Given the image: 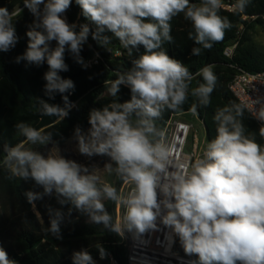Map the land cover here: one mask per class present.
<instances>
[{
    "label": "clouds",
    "instance_id": "clouds-1",
    "mask_svg": "<svg viewBox=\"0 0 264 264\" xmlns=\"http://www.w3.org/2000/svg\"><path fill=\"white\" fill-rule=\"evenodd\" d=\"M82 15L97 25L115 34L125 48L143 45L146 54L135 61V67L126 75H118L110 92L115 96L118 86L127 83L133 93L132 101L123 105L113 104L111 109L93 111L90 115L91 142L80 137L79 150L82 154H107L118 165V172L134 183L135 187L123 202L127 205L124 217L129 230L143 234L156 229L161 202L157 187L159 173H164L172 155V149L163 143H153L150 134H156L151 118H157L164 106L175 109L186 99L188 83L192 79L189 70L179 61L170 58L158 49L163 40L171 41L170 21L184 13L195 30V43L205 49L212 42L223 39L225 29L231 25L218 12L222 0H203L197 6L189 0H76ZM43 4L42 22L31 30L26 59L36 64L45 59L49 66L46 73L48 93L58 90L64 93L74 87L71 80L61 79L57 73L66 70L65 46L79 53L87 38L89 28L82 26L77 33L75 25H69L61 17L72 4V0H24V6L36 17H41L39 5ZM237 8L243 10V0ZM7 7H0V50L8 51L17 41L12 18ZM151 18L155 23H146ZM189 38L193 39L192 34ZM55 40L57 47L50 50L48 42ZM193 55L200 48H193ZM205 84L193 94L203 97L207 103L213 91L216 76L212 66L200 70ZM67 103V97H64ZM46 115H66L57 106L44 104ZM139 108L148 119H141L137 126L129 122V115ZM264 120V109L259 112ZM215 120L219 122L218 135L207 145L203 159H197L190 170L182 168L170 174L169 182L163 185L167 210L162 223L179 236L187 254H198L201 264H264V149L255 140L243 135L242 126L230 114V109L219 111ZM231 125V128L229 127ZM27 141L41 144L50 136L23 123L18 124ZM264 136V128L261 129ZM6 163L14 174L27 178L29 175L45 192L55 190L72 199L83 211L104 212L100 191L95 185V176L81 175V167L74 161L59 156L47 158L35 151L24 150L23 144L8 149ZM84 171H87L84 169ZM168 175V174H166ZM104 193L117 200L115 188L106 185ZM174 197V200L171 199ZM36 195L28 193L31 202ZM59 216V213H57ZM96 222L107 225L110 217L93 214ZM58 231L57 221L51 224ZM117 231L119 229H116ZM76 264H90L86 252L77 253ZM0 264H13L7 253L0 249Z\"/></svg>",
    "mask_w": 264,
    "mask_h": 264
},
{
    "label": "trees",
    "instance_id": "trees-1",
    "mask_svg": "<svg viewBox=\"0 0 264 264\" xmlns=\"http://www.w3.org/2000/svg\"><path fill=\"white\" fill-rule=\"evenodd\" d=\"M48 0H45L47 3ZM190 4L199 6L203 0H189ZM243 10L235 12L220 9L218 14L230 23L225 29L224 37L219 42H212L210 49L196 44L195 30L184 13H179L170 21L171 41L163 40L158 49L170 58L188 68L192 77L186 90V99L175 109L164 106L157 118H151L156 131L165 129L167 122L175 114L196 112L205 126L207 145L218 135L219 122L216 114L230 109V114L242 126L243 135L264 149V136L261 127L245 110L239 100L229 89L236 69L240 67L248 72H264V53L252 43L249 31L256 24H264V0H243ZM223 4L237 5L238 0H222ZM0 7H7L9 13L17 12L12 18L17 41L8 51L0 50V249H3L13 264H76L77 253L86 252L91 257L90 264L100 255L107 259L113 257L119 264H126V250L121 243L115 227L117 200L107 198L101 203L104 212L83 211L78 209L71 198L58 193L55 188L45 192L43 185L38 184L29 175L27 178L14 174L12 167L6 163L8 149L23 144L24 150L40 154L46 143H61L91 130L89 123L93 111L111 109V105H123L132 101L131 86L121 83L115 96L110 92L118 75H126L135 67V61L146 54L143 45L125 48L119 38L108 29L102 32L97 25L82 15V9L72 0L65 11L69 25H75L79 33L87 25L89 32L82 42L79 53H73L65 46L63 54L66 70L57 75L64 80H71L74 87L60 93L58 90L48 93L46 90V73L50 70L45 59L36 64L26 59L31 30L42 22L44 5H39L41 17H36L24 6V0H0ZM146 23H155L148 18ZM243 27L240 43L233 59L224 55L225 48L236 38ZM192 34L193 39L189 38ZM50 50L57 47L55 40L49 41ZM193 48H200L199 55H193ZM92 61V62H91ZM91 62V65H88ZM212 66L216 76L213 91L204 103L203 97L194 95L195 89L205 84L200 70ZM67 97V103L64 100ZM44 104L63 109L66 115H46ZM129 122L137 126L141 119H148L139 108L129 115ZM25 124L50 136L41 144H33L22 135L18 124ZM231 128V125H229ZM64 159L73 161L70 154ZM112 162L114 174L109 179L119 198L120 189L126 180L118 172V165L106 154L105 163ZM36 195L31 202L28 193ZM59 213V216L57 215ZM107 214L110 219L96 222L93 214ZM57 221L58 231H52V221Z\"/></svg>",
    "mask_w": 264,
    "mask_h": 264
},
{
    "label": "built area",
    "instance_id": "built-area-1",
    "mask_svg": "<svg viewBox=\"0 0 264 264\" xmlns=\"http://www.w3.org/2000/svg\"><path fill=\"white\" fill-rule=\"evenodd\" d=\"M221 8L229 12L237 10L235 5L223 3ZM61 17L66 21L65 12L61 14ZM242 33L243 27L239 29L237 38L225 48L224 55L227 58L233 59L235 56ZM233 67L236 69V74L229 84V89L262 129L264 120L259 118V112L264 109V72L251 73L240 67ZM186 115L190 118H183ZM194 119L200 124V130L204 131L203 137ZM205 134L204 124L194 111L175 114L167 122L160 143L169 146L172 149V155L169 157L165 172L159 173L157 196L158 201L161 202V209L157 216L156 229H149L143 234L136 233L135 229L129 230L124 220L127 205L122 206L120 202L117 203L115 227L119 229L116 231L126 250V264H201L198 254L185 253L179 236L162 223V216L167 211L163 205L166 197L162 189L163 185L169 182L171 173L180 171L182 168L190 170L197 159L204 158V152L207 149ZM134 187L135 185L130 189L128 197ZM171 199L174 200V197ZM99 258L107 259L104 255H100ZM108 260L110 264L119 263L113 257ZM237 264L240 262L237 261Z\"/></svg>",
    "mask_w": 264,
    "mask_h": 264
},
{
    "label": "rangeland",
    "instance_id": "rangeland-1",
    "mask_svg": "<svg viewBox=\"0 0 264 264\" xmlns=\"http://www.w3.org/2000/svg\"><path fill=\"white\" fill-rule=\"evenodd\" d=\"M249 35L251 37L252 43L256 44L259 49L264 53V24H256L254 27L249 31ZM91 64V62L89 63ZM88 64V65H89ZM183 118H190V116L186 115ZM196 126L200 130V124L197 123L196 119H194ZM165 130V129H164ZM164 130L156 131V134H150L149 139L153 142H161V139L164 134ZM91 130L85 131L81 133L77 137H73L67 140H64L61 143L50 142L46 143L40 154L47 158L49 155L59 156L64 158L66 154H70L73 158V161L81 167V175L87 176H95V185L97 189L100 191V201H104L107 198H103V190L100 188V185L103 186H111L109 184V179L112 178L114 174V169L112 168V162L105 163L106 161V154H97L93 153L92 155L82 154L79 150L80 144V137L85 139L86 143L91 142L90 136ZM200 134L203 137L204 131L201 129ZM206 136V134H205ZM86 169L87 171H84ZM134 186V183L131 181L125 180L121 189H120V196L118 202L123 206L125 203L123 202L128 198V193L130 189ZM117 202V203H118Z\"/></svg>",
    "mask_w": 264,
    "mask_h": 264
},
{
    "label": "water",
    "instance_id": "water-1",
    "mask_svg": "<svg viewBox=\"0 0 264 264\" xmlns=\"http://www.w3.org/2000/svg\"><path fill=\"white\" fill-rule=\"evenodd\" d=\"M65 18H66V21L68 23V20H67V16L65 14ZM69 24V23H68ZM205 128V126H204ZM206 130V129H205ZM92 264H110L109 260L108 259H101V258H97L93 261ZM113 264H119V263H113Z\"/></svg>",
    "mask_w": 264,
    "mask_h": 264
}]
</instances>
